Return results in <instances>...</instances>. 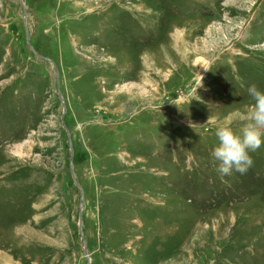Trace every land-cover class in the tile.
<instances>
[{
	"label": "rangeland",
	"instance_id": "obj_1",
	"mask_svg": "<svg viewBox=\"0 0 264 264\" xmlns=\"http://www.w3.org/2000/svg\"><path fill=\"white\" fill-rule=\"evenodd\" d=\"M252 84L264 0H0V264H264Z\"/></svg>",
	"mask_w": 264,
	"mask_h": 264
},
{
	"label": "clouds",
	"instance_id": "obj_2",
	"mask_svg": "<svg viewBox=\"0 0 264 264\" xmlns=\"http://www.w3.org/2000/svg\"><path fill=\"white\" fill-rule=\"evenodd\" d=\"M248 94L253 104L239 130L223 125L215 131L218 145L211 155L219 162L217 172L225 184L227 181L224 178L234 172L246 174L253 165L250 153L264 146V91L252 84L248 87Z\"/></svg>",
	"mask_w": 264,
	"mask_h": 264
},
{
	"label": "water",
	"instance_id": "obj_3",
	"mask_svg": "<svg viewBox=\"0 0 264 264\" xmlns=\"http://www.w3.org/2000/svg\"><path fill=\"white\" fill-rule=\"evenodd\" d=\"M28 42H29V39H28ZM34 53L36 54L35 51H34ZM46 60H48V59L46 58ZM48 61L50 63H52V61H50V60H48ZM59 99L64 104V100H63V97L61 96V94H59ZM70 146H71V144H70ZM70 168H71L72 176H73V178H75V172H74V168H73V165L72 164L70 165ZM84 202H85V200H84V192L82 190V201H81V205L84 204ZM82 223H83V216H82V211H81L80 212V218H79V234H80V237L82 238V240L84 241V247H83V249H84V253H85V255L87 256V259H88V263L87 264H91V260H90V258L88 256L87 243H86L85 236H84V233H83Z\"/></svg>",
	"mask_w": 264,
	"mask_h": 264
}]
</instances>
